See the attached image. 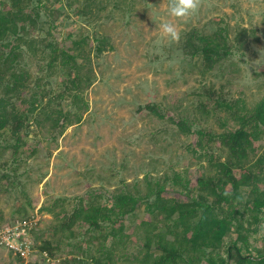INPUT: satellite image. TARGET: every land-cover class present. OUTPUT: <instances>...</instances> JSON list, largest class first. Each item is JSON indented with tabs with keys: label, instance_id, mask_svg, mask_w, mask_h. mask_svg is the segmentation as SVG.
<instances>
[{
	"label": "rangeland",
	"instance_id": "374dc122",
	"mask_svg": "<svg viewBox=\"0 0 264 264\" xmlns=\"http://www.w3.org/2000/svg\"><path fill=\"white\" fill-rule=\"evenodd\" d=\"M10 5V0H0V9ZM32 7L39 13L29 35L35 47L21 49L28 87L17 107L31 110L37 100L36 111L19 140L0 137V172L11 176L0 191V228L22 219L17 212L29 202L28 215H38V228L47 231L59 218L41 208L58 200L71 211L92 194L106 202L123 189L145 192L149 178L174 171H187L196 186L207 173V159L198 136L181 131L183 121L191 122L193 130L221 133L235 128L232 116L209 101L206 89L212 87L227 103L238 101L247 108L264 96V0H201L199 11L185 20L168 15L167 0H34ZM166 20L177 24L178 42L161 34ZM219 28L227 31L232 52L221 68L207 73L202 60L187 50L186 40L193 30L209 34ZM102 39L107 43L99 51ZM77 41L84 42L80 50ZM55 45L66 47L81 77L92 81L80 98L74 97L60 62L50 63ZM44 112H62L72 119L79 113L81 122L58 135ZM263 146L264 141L256 143L252 154L258 156ZM32 148L37 153L29 157ZM220 148L216 143L213 152L224 158ZM168 191L180 197L172 187ZM145 217L140 212L127 231L134 243L135 226ZM236 238L233 232L226 243ZM248 246L254 257L264 253L261 230L251 233ZM69 251L62 246L46 264H63ZM0 264H19V259L0 247ZM22 264L41 260L36 254Z\"/></svg>",
	"mask_w": 264,
	"mask_h": 264
},
{
	"label": "trees",
	"instance_id": "16d2710c",
	"mask_svg": "<svg viewBox=\"0 0 264 264\" xmlns=\"http://www.w3.org/2000/svg\"><path fill=\"white\" fill-rule=\"evenodd\" d=\"M33 1L10 0V8L0 9V137L9 135L16 140L36 111L37 100L31 110L17 107L23 90L28 87L22 78L27 71L22 64L21 49L35 47V40L29 37L39 16L32 7ZM106 43V39L100 40L98 50H103ZM74 44L80 50L84 42ZM185 46L193 57L202 60L207 73L221 68L233 48L223 28L209 34L193 30ZM241 46L242 43L237 44ZM67 50L55 45L50 63L60 62L74 97L80 98L92 81L81 77L80 66L72 62ZM206 94L210 102L232 116L235 128L221 133L202 128L193 130L191 122L183 121L181 131L198 136L207 159V173L197 185L192 186L187 171H174L172 176L149 178L145 192L123 189L112 193L106 202L92 194L80 199L71 211L59 205V200L54 205L43 206L41 212L59 218V223L49 226L47 231L37 228L33 234L41 264L47 263L43 252L54 255L64 245L70 251L63 264H264V253L254 257L248 252L251 233H258L264 224V146L258 156L251 152L256 143L264 141V96L247 108L238 101L227 103L212 87L206 89ZM150 109L157 113L156 107ZM60 113L44 114L58 135L73 123L81 122L79 113L74 119ZM216 143L220 144L224 158L215 156ZM36 153L37 149L32 148L29 157ZM14 170L16 174L17 168ZM10 178V174L0 172V191L7 187L5 183ZM168 187L180 197L171 196ZM225 192L229 195H224ZM215 200L220 203L216 204ZM96 206L99 209L94 212ZM58 207L60 211L56 210ZM28 208L20 209L18 215L28 217L30 202ZM140 212L146 217L135 226L137 242L134 243L127 231L133 229L131 224ZM2 221L0 215V225ZM253 224L256 226L251 228ZM48 232L49 239L45 238ZM233 232L237 238L227 244L226 238ZM78 237L82 241L73 244L71 240ZM18 259L19 264L24 263Z\"/></svg>",
	"mask_w": 264,
	"mask_h": 264
},
{
	"label": "built area",
	"instance_id": "2783aa9c",
	"mask_svg": "<svg viewBox=\"0 0 264 264\" xmlns=\"http://www.w3.org/2000/svg\"><path fill=\"white\" fill-rule=\"evenodd\" d=\"M38 215H30L0 228V247L6 248L16 257L27 261L36 255L33 234L40 225ZM47 262L50 256L43 252Z\"/></svg>",
	"mask_w": 264,
	"mask_h": 264
},
{
	"label": "clouds",
	"instance_id": "9594fccd",
	"mask_svg": "<svg viewBox=\"0 0 264 264\" xmlns=\"http://www.w3.org/2000/svg\"><path fill=\"white\" fill-rule=\"evenodd\" d=\"M201 0H167L168 15L176 20H185L199 11ZM160 32L163 37L172 42L180 40V31L177 24L171 21H164L160 24ZM224 195H229L225 192ZM261 234H264V224L260 225Z\"/></svg>",
	"mask_w": 264,
	"mask_h": 264
}]
</instances>
